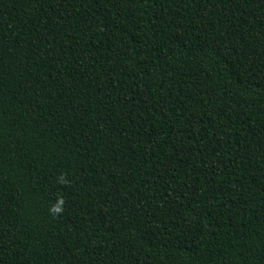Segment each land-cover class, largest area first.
<instances>
[{
	"label": "trees",
	"instance_id": "trees-1",
	"mask_svg": "<svg viewBox=\"0 0 264 264\" xmlns=\"http://www.w3.org/2000/svg\"><path fill=\"white\" fill-rule=\"evenodd\" d=\"M0 264H264V0H0Z\"/></svg>",
	"mask_w": 264,
	"mask_h": 264
},
{
	"label": "clouds",
	"instance_id": "clouds-1",
	"mask_svg": "<svg viewBox=\"0 0 264 264\" xmlns=\"http://www.w3.org/2000/svg\"><path fill=\"white\" fill-rule=\"evenodd\" d=\"M64 199L63 197H58L57 202L50 208V212L53 215H58L63 212Z\"/></svg>",
	"mask_w": 264,
	"mask_h": 264
}]
</instances>
